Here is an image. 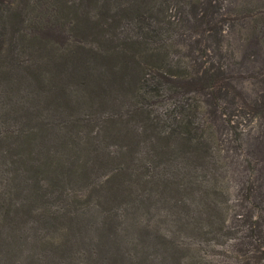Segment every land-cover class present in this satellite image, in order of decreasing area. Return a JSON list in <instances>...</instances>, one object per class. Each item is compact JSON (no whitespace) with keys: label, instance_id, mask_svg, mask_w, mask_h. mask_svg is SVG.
Segmentation results:
<instances>
[{"label":"rangeland","instance_id":"obj_1","mask_svg":"<svg viewBox=\"0 0 264 264\" xmlns=\"http://www.w3.org/2000/svg\"><path fill=\"white\" fill-rule=\"evenodd\" d=\"M0 32V264H264V0H0ZM181 65L218 95L136 94ZM194 103L212 152L161 153Z\"/></svg>","mask_w":264,"mask_h":264},{"label":"trees","instance_id":"obj_2","mask_svg":"<svg viewBox=\"0 0 264 264\" xmlns=\"http://www.w3.org/2000/svg\"><path fill=\"white\" fill-rule=\"evenodd\" d=\"M3 43V33L1 34L0 32V47H2ZM179 64L180 63L177 62L173 64V67L178 66ZM2 69L4 68L2 67ZM148 70L144 71L143 77L140 76L139 78L141 82L140 86L145 87L146 89H144L143 92H136L138 96H148L151 94L154 96V93L157 94L160 91L162 94V92L167 90L168 87H172V89H175L177 92L183 94L188 88L186 86V88L183 87L184 89H178V86L175 84V82L180 78L185 80L189 85L199 84L204 92L207 91V93H211L213 96H217V91L220 89V87L217 88V83L219 81L217 78V73H213L208 69L205 70V73L201 79L198 76H192L189 68L182 65L177 71L161 66ZM217 72L223 73L221 69L217 70ZM5 73L6 71H3L2 75L4 76ZM209 87H213L212 91L208 89ZM127 89H130V87H127ZM161 94L157 96H160ZM200 107L201 106L199 103L194 106L193 111L190 112L191 114L182 117H175L172 125L160 119H153V121H150L145 125V127H147L151 123L152 131L148 134V136H155V140L157 139V144L160 145L159 151L161 153L167 154L169 148L173 147L175 152L184 150L192 157L199 156V158H204L207 153L210 151L212 152L213 144H208L206 143L207 141L204 143V141L201 140V136H203V133H201V127L203 126L201 122H197L196 118V112L197 110H200ZM161 139L165 144L159 143ZM157 144H155V146H157ZM134 150L140 149L136 148ZM158 158L161 159V155L159 153Z\"/></svg>","mask_w":264,"mask_h":264}]
</instances>
